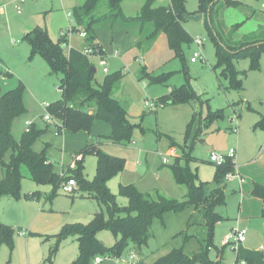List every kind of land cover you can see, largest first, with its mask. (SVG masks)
<instances>
[{"label":"rangeland","instance_id":"obj_1","mask_svg":"<svg viewBox=\"0 0 264 264\" xmlns=\"http://www.w3.org/2000/svg\"><path fill=\"white\" fill-rule=\"evenodd\" d=\"M146 0H122L121 10L125 17L137 16ZM245 7L224 6L215 18L219 28L227 31L231 25L240 23L235 36L240 38L256 30L263 21L264 0H241ZM84 0H0L6 4L7 15L0 16V92L14 88L19 82L24 86V112L12 123V134L18 140L28 126L44 130L34 141L36 152H43L52 163L53 172L60 175L61 167L67 171L73 153L79 151L87 142L98 144L106 153L123 157L125 164L121 172L107 181L108 189L115 195L118 205L125 206L127 197L120 193L119 185L133 183L143 192L159 193L183 200L187 198L188 188L178 185L172 177L170 166L174 157L166 155L172 143H184V132L192 113L195 112L196 127L192 128L188 142H192L187 165L195 173L194 181L206 182L208 194L213 188L212 182L216 164L209 160L211 151L226 153L229 148L235 150V174L243 178L223 180L224 204L215 210L221 215L220 223L213 229L212 246L208 250V259L225 264H264V200L252 193L255 183L264 185V129L257 121L264 113V52L252 67L250 59L238 56L231 59L232 67L241 79V88L231 87L229 76L217 67L216 45L211 39L206 18L198 21L183 19V27L192 38L200 37L202 43L196 45L193 40L184 48V60L174 56L166 36L161 33L149 45L138 33L139 25H129V31L123 29H97V40L105 53L107 73L121 70L124 73L116 84L113 93L126 108L134 123L132 138L124 144L113 143L109 137L108 125L103 121L93 124L91 132H59L53 120L46 121L48 114L45 104L60 98L56 89L61 79L60 73H50L46 62L39 56L29 58L30 47L23 36L34 26L43 27L49 36L58 40L60 32L68 33L73 26L71 12ZM169 0H153L154 6L166 5ZM19 5V12L17 5ZM106 0H102L98 10H106ZM186 14H196L198 0H184ZM251 10L254 14L250 15ZM18 12V13H17ZM151 28L147 23L144 32ZM68 45L82 48L85 39L72 29L64 37ZM14 41V42H12ZM194 52L201 58L194 62L190 57ZM95 56L90 61L96 69L95 81L101 82L104 75L102 66ZM187 68V75L183 71ZM145 68L152 76L169 74L163 83H151L146 77L138 79L139 72ZM188 81L195 92V100L186 103L168 104L154 109L150 103L169 92L170 88ZM210 112V113H209ZM100 124V125H98ZM195 126V125H194ZM47 127V129H46ZM199 127V129H198ZM90 132V133H91ZM98 134V135H94ZM177 153L180 150L175 146ZM10 151L4 155L9 159ZM167 159V163L163 162ZM181 163H186L181 160ZM97 158L93 153L83 157V174L92 179L96 173ZM23 178L16 197L0 200V223L14 229L13 247L0 246V264H29L28 255L33 260L34 254L46 251L55 245L54 234L60 226L69 222H86L94 211L102 209L106 219L110 217L107 204L94 197L66 194L60 186L36 184L28 177L26 167L21 168ZM2 169L0 166V177ZM34 193V198L29 195ZM38 213H40L38 215ZM38 215V216H37ZM233 228L246 230L243 242L224 244L225 236ZM28 230L26 236L21 231ZM151 235L140 248V257L151 263L166 254L172 248H182L186 254L200 250L207 238L204 213L201 207L188 204L180 211H169L153 219ZM98 240L107 247L114 244L115 238L109 229L97 232ZM30 241L27 254L26 243ZM76 241L68 237L62 240L54 255L53 264L59 263L62 252L75 248ZM136 252L130 245L124 255ZM46 254V255H47ZM100 264L110 262L111 257L100 256ZM204 264V263H196Z\"/></svg>","mask_w":264,"mask_h":264},{"label":"trees","instance_id":"obj_2","mask_svg":"<svg viewBox=\"0 0 264 264\" xmlns=\"http://www.w3.org/2000/svg\"><path fill=\"white\" fill-rule=\"evenodd\" d=\"M102 0H84L78 7L71 9L73 26L76 32H85V42L82 48L70 47L64 37L54 41L43 27L34 26L23 38L28 42L29 58L39 55L48 65L50 73H60L61 79L56 89L60 98L47 105V111L57 121L59 132L67 133L86 132L90 134L95 121H103L109 127L108 137L113 143L124 144L132 138V130L138 123L131 120L126 108L114 96L113 90L124 73L121 70L106 73L101 82L95 81V72L91 70L93 64L90 55L104 57L101 44L97 41V29L105 28L110 31L123 29L129 31V25L138 24V33H143V38L137 41L136 46H141L142 40L146 44L152 43L156 37L163 33L174 56L184 60V48L193 40L190 33L183 27L184 0H169L166 5L154 6L153 0H146L137 16L127 18L121 10L122 0H106V10L100 12L99 4ZM213 0H198V11L203 13L207 22V29L211 39L216 45L217 67L222 74L229 76L231 87L240 89L241 79L232 67L231 59L238 56L248 57L250 65L255 67L259 55L264 52V21L255 31L236 37L240 23L230 26L227 31L219 28L215 21L217 12L224 6L245 7L241 0H217L208 8ZM254 11L251 10L250 15ZM207 15L209 21L207 19ZM151 28L145 32V25ZM63 45L65 46L63 48ZM85 50H90L86 52ZM187 75V68L183 66ZM169 74L152 76L143 67L138 79L148 78L151 83H163ZM24 86L19 82L14 88L0 93V198L4 196L16 197L19 193L20 182L23 178L22 166L26 167L28 177L36 184H52L54 187L67 177L76 180V190L72 193L81 196L94 197L107 204L110 217L105 218L102 209L94 212L91 218L83 222H69L61 225L54 234L55 245L50 247L42 264H53L54 255L62 240L75 237L78 244L76 258L70 264H98L94 263L97 256L118 258L124 255L126 249L132 245L140 255V248L146 244L151 232L150 227L154 218L161 217L169 211H180L188 204L196 208L201 207L204 213L207 238L200 250L186 254L182 248H172L166 254L158 257L151 263H146L143 258H138L134 264H225L221 261L208 259V250L212 246V236L215 224L221 220V215L216 212L219 205L224 204V177L234 173L235 162L227 159L222 165H216L214 188L206 194L205 183L194 181L193 173L187 165L191 158L192 142L187 137L192 128L196 127L195 112L192 113L184 132V143L177 146L180 154L174 157L170 166L173 180L178 185L188 188L187 198L178 200L167 197L157 190L154 193L143 192L135 184H120L119 191L124 194L128 203L120 206L115 200V195L108 189V179L121 172L125 160L123 157L110 155L104 152L98 144L87 143L73 154L72 165L66 171V177L53 172L52 163L46 159L43 152H36L32 145L44 131L29 125L16 140L12 134L14 119L24 112L23 105ZM195 100V92L188 81L179 86L170 88L169 92L160 96L156 101L165 105L186 103ZM210 113V112H209ZM257 124L264 128V114L260 116ZM195 125V126H194ZM47 129V127H46ZM199 129V127H198ZM10 151L9 159L4 160V155ZM93 153L97 158L96 173L92 179L83 174V157ZM184 160L186 163H181ZM252 193L264 200V185L255 183ZM35 194L29 195L34 198ZM264 211V210H263ZM109 229L115 238L112 246L107 247L97 238V232ZM14 229L0 223V246L5 244L10 249L13 247ZM236 264L237 260H236ZM251 264V263H249Z\"/></svg>","mask_w":264,"mask_h":264},{"label":"built area","instance_id":"obj_3","mask_svg":"<svg viewBox=\"0 0 264 264\" xmlns=\"http://www.w3.org/2000/svg\"><path fill=\"white\" fill-rule=\"evenodd\" d=\"M16 2L19 1V2H22L23 0H15ZM17 5V8H18V12H19V5ZM68 15H71V13H68ZM71 30L69 29V32L68 33H63V32H60V36L61 37H65L69 34H71ZM78 34L82 37V38H85L86 36V33L85 32H78ZM193 42L196 44V45H200L202 43V40L200 39V37H196V38H193ZM86 52H90V50H85ZM92 57V55H90ZM97 59H98V62L99 64L102 66V71L103 72H108V69L105 67V60H104V57H100L99 55L96 56ZM201 58V54H199L198 52H194L192 54V56L190 57V61L191 62H194L196 61L197 59H200ZM48 104H45V106L47 107ZM150 106H153L154 109H157V108H160V107H163L164 104L161 103V102H158V101H155V102H152L150 103ZM44 119L46 121H51L53 120L55 122V125L56 127L59 126L57 121L54 120L52 118V116L48 113L46 115H44ZM27 130V129H26ZM55 135H57L59 133V130H58V127L57 129L54 131ZM261 149L263 151V154H264V143L263 145L261 146ZM234 154H235V150L233 148H230L228 149V151L226 153H219V152H214V151H211L210 154H209V160L216 164V165H222L228 158L229 159H233L234 157ZM234 161V160H233ZM163 162H167V159H163ZM60 176H63V177H66V173H62L60 174ZM238 178V181L239 182H242L243 181V178L239 175V174H235V173H228L225 175L224 177V180H230L232 178ZM76 187H77V184H76V180L73 178V177H67L66 179H64L61 183H60V188L62 190L63 193H66V194H72L75 190H76ZM246 238V230L243 229V228H233L224 238L223 242L224 244H228L230 242H234V243H239V242H243ZM117 261L121 262L122 264H134V262L136 261V255L133 253V252H130L128 258H124V257H118L116 258ZM94 263H99L102 261V258L100 256H97L94 258ZM239 264H245L244 261H241L239 262Z\"/></svg>","mask_w":264,"mask_h":264},{"label":"crops","instance_id":"obj_4","mask_svg":"<svg viewBox=\"0 0 264 264\" xmlns=\"http://www.w3.org/2000/svg\"><path fill=\"white\" fill-rule=\"evenodd\" d=\"M13 2L15 1V0H12ZM243 4H244V2H242ZM246 5V4H245ZM6 6V4H3L2 6L0 5V16H6L7 15V7H5ZM252 11H254V10H252ZM255 12V11H254ZM18 13V12H17ZM68 13H71V12H68ZM68 13H67V15H68ZM198 13V12H197ZM254 13H252V15H253ZM204 17V15H203V13H202V18ZM201 18V19H202ZM263 21H264V12H263ZM263 21H262V23H263ZM124 32H126L125 30H123ZM97 33V32H96ZM98 41V40H97ZM12 42H14V41H12ZM99 42V41H98ZM84 46V45H83ZM82 46V47H83ZM71 47H74V46H71ZM105 54V53H104ZM104 60H105V62H106V57L104 56ZM1 93V92H0ZM168 93V92H167ZM157 99H155L154 101H156ZM129 114V113H128ZM264 114V113H263ZM130 115V114H129ZM262 114H260V116H261ZM259 119H260V117H259ZM258 119V120H259ZM258 122V121H257ZM97 123H99L98 121H95L94 122V125H96ZM98 125H100V124H98ZM261 127V126H260ZM109 128V127H108ZM262 129H264L263 127H261ZM93 133V131L90 133V134H92ZM109 133V132H108ZM88 134V133H87ZM94 135H98V134H94ZM88 143V142H87ZM86 143V144H87ZM230 149V148H229ZM74 154V153H73ZM73 154H72V157H71V162L69 163V166H71L72 165V158H73ZM180 153L178 152L177 153V151H176V148H175V146H171L168 150H167V153H166V155H170V156H173V157H175V156H178ZM10 155V154H9ZM167 163V162H166ZM62 173H66L65 172V169L63 168V167H61V171H60V174H62ZM2 177V176H1ZM0 177V178H1ZM243 182V181H242ZM241 183V182H240ZM60 186V185H59ZM62 191V190H61ZM76 195V194H75ZM77 195H79V194H77ZM79 196H81V195H79ZM8 196H4V197H2V198H0V200H2V199H5V198H7ZM74 197V196H73ZM87 197V196H86ZM94 212H96V211H94ZM94 212H92L91 213V215H90V218H91V216H92V214L94 213ZM40 213H38V215H39ZM37 215V216H38ZM76 222H79V221H76ZM87 222V221H86ZM83 223H85V222H83ZM217 223H220V221H218ZM63 225V224H62ZM58 226H60L61 227V225H59L58 223L54 226V227H57L58 228ZM59 227V228H60ZM59 230V229H58ZM57 230V231H58ZM56 231V232H57ZM21 235H23V236H26L27 234H28V230H23V231H21ZM71 238H73L75 241H76V239H75V237H71ZM76 244H77V241H76ZM29 245H30V241H29V239H28V241H27V243H26V250H27V254H29L30 252H31V249H29ZM132 252V251H131ZM77 253H78V244H77V246H75V248H72V249H69V250H66L65 252H62V254H61V256H60V259H59V263H57L58 262V260H56V264H70L75 258H76V256H77ZM134 253V252H133ZM46 254H47V252L46 251H44V249H43V251L42 250H40L39 251V253L37 254H34V257H33V260H31V258H29V255H28V260H29V264H42V261L44 260V258L46 257ZM135 255H136V260L138 259V258H140V255H138V253L137 252H135L134 253ZM128 256L129 255H123L122 257H124V258H128ZM109 260H111L110 262H105V263H103V264H122L121 262H119V261H117V259L116 258H111V259H109ZM98 264H100V262L98 263Z\"/></svg>","mask_w":264,"mask_h":264},{"label":"water","instance_id":"obj_5","mask_svg":"<svg viewBox=\"0 0 264 264\" xmlns=\"http://www.w3.org/2000/svg\"><path fill=\"white\" fill-rule=\"evenodd\" d=\"M216 1H217V0H213L212 2H210L208 8H210V7L213 5V3L216 2ZM184 18H185V19L194 20V21H198V20H200V19L202 18V13L198 12V13H196V14H191V15H190V14H184ZM207 19H208V21H209L208 15H207ZM64 47H65V46L63 45V48H64ZM91 70H92L93 72L96 71V69L94 68V66H91Z\"/></svg>","mask_w":264,"mask_h":264}]
</instances>
